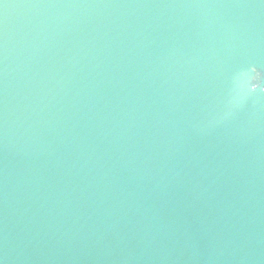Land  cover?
I'll list each match as a JSON object with an SVG mask.
<instances>
[{"label":"water","instance_id":"1","mask_svg":"<svg viewBox=\"0 0 264 264\" xmlns=\"http://www.w3.org/2000/svg\"><path fill=\"white\" fill-rule=\"evenodd\" d=\"M0 264H264V0H0Z\"/></svg>","mask_w":264,"mask_h":264}]
</instances>
